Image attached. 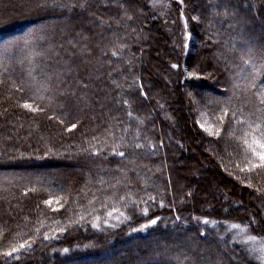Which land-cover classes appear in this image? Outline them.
Listing matches in <instances>:
<instances>
[{"label":"trees","instance_id":"trees-1","mask_svg":"<svg viewBox=\"0 0 264 264\" xmlns=\"http://www.w3.org/2000/svg\"><path fill=\"white\" fill-rule=\"evenodd\" d=\"M257 1L188 0L186 56L170 67L177 87L198 90L192 96L201 107L189 127L218 157L221 169L215 165L209 177L230 192L238 188L240 195L259 189L255 205L264 212V167L259 166L264 163L259 156L264 153V0ZM3 14L13 18L0 28L7 39L0 45V98L9 111L0 107V264L36 259L44 264L48 258L58 264L103 248L107 240L162 238L171 229L204 243L223 234L227 254L238 252L242 246L231 242L226 226L252 228L248 222L223 220L215 206L189 215L184 210L198 204L180 202L190 196L177 163L185 149L181 141H167L171 128L161 118L167 113L158 110L152 116L141 65L131 58L153 33L145 29L149 10L143 3L0 0ZM21 26L27 28L16 34ZM146 74L157 91L158 83ZM180 98L178 93L174 101ZM183 119L179 115L176 124L191 142L194 136ZM55 159L75 160L79 170L52 172L48 161ZM9 162L16 164L3 166ZM92 171L95 179L86 185L83 180L86 175L91 180ZM170 172L179 177L174 189ZM128 209L143 210L140 219L129 222ZM118 212L117 225L94 226L95 219ZM257 220L254 229L263 232L264 221ZM139 224L144 231H127ZM86 227L87 236L81 232ZM150 252L136 247L135 254L114 264H162L166 259L201 264L196 252L184 248Z\"/></svg>","mask_w":264,"mask_h":264},{"label":"rangeland","instance_id":"rangeland-1","mask_svg":"<svg viewBox=\"0 0 264 264\" xmlns=\"http://www.w3.org/2000/svg\"><path fill=\"white\" fill-rule=\"evenodd\" d=\"M135 1L138 4L143 3L144 11L149 10V15L145 20V29L152 31L153 33L147 38V42H143L141 46L136 48V52L131 56V58L141 65L140 76L142 77L143 87L147 94V96L144 97V100L148 105V109H153L151 112L152 116H154L153 112L158 113V110H163L164 113H167V116L162 115L161 117L162 121L168 124V127L171 128V134L169 135L167 141L169 140L177 143L181 141L182 147L185 149V155L180 157L177 163L178 166H180L181 173L183 175V178L180 179L181 183L183 182L186 191L190 192V196H185L183 199L181 198L180 202L186 204L194 202L195 205L198 204V207L194 208V210L192 208H186L184 211L187 214L189 213V215L202 214V211L204 212L209 207L215 206L216 209L219 208V212L217 214L219 218L224 220L228 216L233 219L235 218V220L248 222L253 229L245 226H238L236 224L226 226L227 232L232 237L231 242H237L242 246L238 252L229 250L232 252L229 255L227 254V250L230 248L229 244L225 245L222 243L221 238L223 237V234L222 236L217 235L213 238L210 236L206 240L207 242L204 243L202 240H198L192 233H181L179 230L171 229L169 233H165V236H162V238L155 235L146 240L137 238L124 239L121 243H111L107 240V243L103 248L96 247L94 251H91L92 253L82 257L59 259L60 262L58 261V264H83L91 261L98 264H114V261L120 258H123L122 260H126L127 256L135 254L136 247L142 248L148 252L151 251L150 253L153 256L160 254L161 251L166 252L168 249L184 248L188 253L196 252L200 256L199 260L201 264H229L231 262H233V264H242L243 260L252 262L250 264H264V230L262 232L254 229V225L258 226L257 219H262L264 221V212L259 211L255 205V203L258 204V198L261 197L259 189H255L253 187L247 188V193L242 192L240 195L238 188H236V192H230L225 185L220 184L216 179L209 177L212 174L215 165L221 169L218 157L215 156V152L211 149V146L205 144L199 136L194 134L191 127H189L190 118H193L198 108L201 107V104L198 105L192 96V94L198 92V90L196 87H192L188 84H180L177 87L172 77L173 72L170 67L171 63L178 62L181 64V57L184 58L186 56L185 46H187L189 37L188 30L186 28L188 23L186 15L190 17L189 12L187 11L188 0ZM102 5H104V3ZM83 10L84 8L80 6V11L83 12ZM150 12L152 15H150ZM12 18L13 16L11 17V14H3L0 16V28L3 25L8 24ZM26 28L27 27L25 26H21L20 30H15V33L19 34V31H23ZM136 30L138 33L141 31L138 25L136 26ZM153 38H155L154 42ZM178 40H181L182 49L177 45ZM5 42H7L5 36H0V45H3ZM147 46L149 47V50H146L148 48ZM183 67L184 66H181L182 69ZM146 71L149 72L150 78L158 83L159 89L157 91L152 90L150 87L151 84L147 81L149 78ZM128 91L131 90L127 89L125 92ZM178 93L181 98L179 99V102H176L174 100L176 95L178 96ZM156 105L158 106L156 107ZM0 107L5 112L8 108L2 98H0ZM8 112L9 111L6 113ZM13 115L17 116V113L14 112ZM179 115L182 118L184 117L183 120L185 129L188 128L191 135L194 136L191 142H188L184 138L182 126L180 127L178 123L176 124V122H178ZM193 124L196 129L201 132L198 129V125L195 120ZM201 134L203 135L202 132ZM186 138L189 137L186 136ZM167 141L164 140V144H167ZM201 152L206 153L202 154ZM48 162V165L51 164L50 170L52 172L79 170L77 169L78 165L75 164L76 161L72 159H55L49 160ZM15 164L16 163L9 162L8 164H3V166L10 167ZM91 174V180L90 178L87 179V175L86 180H83L86 185L88 183L90 184V182L95 179L94 171H92ZM226 176L230 177L229 175ZM169 178L171 188L174 189L179 177H177L173 172H170ZM119 184H121V186L129 185L127 182ZM149 184L150 183L147 182V186L150 187ZM238 187L240 186L238 185ZM70 192L75 193V189H71ZM13 197L17 196L12 195L11 199H13ZM35 197L36 200H38V196ZM68 200H70V196ZM17 201L13 202L15 203ZM142 211L143 210L141 209L129 210V214H126L127 217H130L129 222L140 219L138 217H140V213ZM118 214L119 212L116 213V215H108L107 220L99 218L95 219L93 224L96 226L99 224L107 225V223H109L111 226H115L120 219V215ZM203 214L205 215L206 213ZM139 221L141 222V220ZM144 227L145 226L143 224L134 225L132 228L129 227L127 231L134 230V232H142L145 230ZM87 231V227L84 231L83 229L81 230L82 234L85 236L89 234ZM85 232L87 234H85ZM110 237L111 236L104 238ZM166 237L167 241L164 243L163 239ZM60 247L63 248V246ZM72 253H75V251H72ZM98 260H100V262H98ZM55 261L56 259L54 258H48L44 264H55ZM42 263L43 262L39 259H36V261H30L27 264ZM134 263L145 264L144 262L139 261H134ZM162 264L176 263L166 259Z\"/></svg>","mask_w":264,"mask_h":264},{"label":"snow or ice","instance_id":"snow-or-ice-1","mask_svg":"<svg viewBox=\"0 0 264 264\" xmlns=\"http://www.w3.org/2000/svg\"><path fill=\"white\" fill-rule=\"evenodd\" d=\"M173 67H175V65H174ZM261 103H264V99L261 100ZM23 106H24L25 108H31V105H29V104H24ZM32 110L36 111V110H38V109H32ZM75 127H76V125L73 124V125H72V128L74 129ZM69 130H71V129H69ZM261 147H264V145H261ZM259 156H260V160H261L262 162H264V153H260ZM259 166L264 167V163H262V164L259 165ZM151 223H152V224H155L156 221H155V220H152ZM205 223H207V221H205ZM21 247H24V245H21ZM17 250H18V249L13 248V252H15V251H17ZM6 255H9V256H10V255H12V253H6Z\"/></svg>","mask_w":264,"mask_h":264}]
</instances>
